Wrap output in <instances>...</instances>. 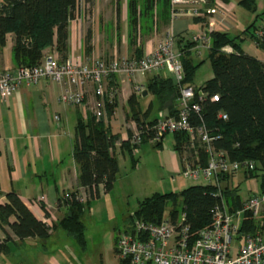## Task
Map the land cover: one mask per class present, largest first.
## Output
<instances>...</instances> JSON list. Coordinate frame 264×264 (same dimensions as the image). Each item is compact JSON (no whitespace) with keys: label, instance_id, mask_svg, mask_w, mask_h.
Returning a JSON list of instances; mask_svg holds the SVG:
<instances>
[{"label":"trees","instance_id":"1","mask_svg":"<svg viewBox=\"0 0 264 264\" xmlns=\"http://www.w3.org/2000/svg\"><path fill=\"white\" fill-rule=\"evenodd\" d=\"M93 2L94 0H0V48L5 46L7 36L11 34L12 60L16 67L38 64L48 48L54 49L61 59H65L68 55L69 22L80 16L84 5ZM170 2L171 0H125L126 36L128 46L133 49V56L129 58H141L144 55V42L159 32L161 25L168 24L171 18ZM122 5V0H115L114 29L117 42L121 38ZM239 5L249 12L256 11L255 0H241ZM193 19L197 22L203 21L200 17ZM253 27H255L254 23L243 32L249 33ZM257 29L256 27L253 29L250 37L256 47L264 51V38L260 40L256 37ZM209 36L211 44L206 50L205 59L209 61L213 74L202 86L194 89L196 97L199 91H202L206 93L207 99L201 105V115H191L192 121L199 123L201 122L199 118L202 119L209 131L217 136L213 141L214 147L226 151L231 160L255 161V168L245 171L244 174L247 178L259 176V189L262 191L264 190V62L243 52L240 47L243 38L240 35L231 37L227 33L213 30L209 32ZM183 37H178L177 42H183ZM90 39L91 30L86 35L88 52L92 48L88 45ZM194 45L191 36L187 37L182 45L180 59L184 76L181 85L192 86L195 73L204 62V59L194 61V57L199 56L193 50ZM225 46L232 47L233 52H223L222 48ZM159 73L163 72L159 71ZM145 91L154 95L159 108L167 107L170 114H175L179 86L169 74L159 77L155 75L147 84ZM211 95H218V100L211 101L209 99ZM128 101L132 105L135 101L134 94ZM133 104L132 117L139 125L147 120L145 117L152 110L153 104L150 103L142 114L143 119L139 116L140 111L136 110V102ZM115 105L116 103L107 106L106 119L113 114ZM220 113L226 114L227 119L219 118ZM90 115L86 124L79 121L77 142L72 150L78 168V184L88 191L89 199L77 202L65 200L62 195L60 200L67 205V211L58 222L50 226L37 219L17 193L10 191L5 195L7 202L0 205V228L3 231L7 227L18 240L26 238L45 240L55 229L60 228L74 240L80 250L86 249L85 225L81 218L90 201L99 196V185H103L105 192L113 188L118 172V163L114 156L115 142L119 140L117 134L109 132L104 119H96L92 113ZM174 134L175 150L181 155L187 135L184 132ZM144 136L149 138L150 134ZM124 146L129 152L131 151L128 141H121L120 147ZM111 149L113 152H110ZM201 160L205 162L204 155L201 156ZM133 161L135 165L137 159ZM231 176L233 175H224L219 180L227 181ZM237 189V187L222 189L226 204L231 210L241 207L243 202ZM77 190L69 193L73 195ZM216 193L217 185L211 183L190 185L178 192L154 193L138 203L133 215L145 222L159 223L167 213L175 217L180 212H184L190 232L196 235L211 223L213 209L219 202ZM40 206L45 211L44 205ZM45 215L48 216L47 211ZM12 216L15 217L14 221H10ZM131 221L128 215L124 230L131 231L129 227ZM255 228V222L248 213H245L239 232L252 233ZM120 264L127 262L120 260Z\"/></svg>","mask_w":264,"mask_h":264},{"label":"built area","instance_id":"2","mask_svg":"<svg viewBox=\"0 0 264 264\" xmlns=\"http://www.w3.org/2000/svg\"><path fill=\"white\" fill-rule=\"evenodd\" d=\"M216 13L225 14V11L210 6L209 0L170 2L172 19L178 16L207 19V31L191 36L195 43L193 50L197 55L210 48L209 32L216 30L219 23L214 17ZM255 35L260 40L264 38V25L256 30ZM222 51L231 53L233 49L225 46ZM159 71L169 74L178 83L176 112L135 124L125 140L131 148L136 149L145 134H150V139L159 141L166 134L184 132L187 140L182 148L186 155L180 174L183 178H203L208 183L217 185L215 196L219 197V202L213 209L210 225L196 235L190 232L184 212L175 217L167 213L159 223L137 219L131 212V231L123 230L116 236L115 250L118 258L127 264H264V190L256 189L242 202L241 207L231 210L218 186L220 177L239 170H253L256 163L250 159L231 160L226 151L214 147L213 141L217 136L209 131L202 119L199 118V123L192 121V114L201 115V105L207 95L199 91L196 97L192 86L181 85L183 65L180 53L174 50L172 34L167 32L155 48L147 50L138 59L127 56L101 59L70 54L61 59L57 54H47L36 65L19 66L0 72V100L5 101L21 85H35L47 78L62 85L58 97L61 102L81 106L85 104L87 86L91 85L93 100L86 104L96 119L106 120L107 106L116 103L120 92L117 84H108L109 79L121 75L143 76ZM135 90L141 92L142 88L137 86ZM209 99L217 101L218 95H211ZM218 117L227 119L224 113L218 114ZM202 155L205 156V162L201 160ZM63 198L84 202L89 199V193L86 189H78L73 195L67 191ZM34 202L39 203L40 199ZM245 213L256 224L252 233L239 232ZM45 223L51 226L47 219ZM237 236H241V240L236 254L231 255V245Z\"/></svg>","mask_w":264,"mask_h":264},{"label":"crops","instance_id":"3","mask_svg":"<svg viewBox=\"0 0 264 264\" xmlns=\"http://www.w3.org/2000/svg\"><path fill=\"white\" fill-rule=\"evenodd\" d=\"M239 1L241 0H209L213 7H218L225 11V14L216 13L214 15L217 22H219L216 30L227 33L231 37L239 35L242 37L247 33L243 31L252 23H254L256 28L264 25V0H255L256 11L253 13L239 5ZM256 15L258 16L256 17ZM83 18L84 9L79 17L69 22L68 54L101 59H111L115 56H133V49L128 46L127 42L126 28L121 31L120 41L117 42L114 29L115 23L111 25L107 24L108 27L111 26L113 28L108 37L99 39L97 38V33L96 35H94L95 32L91 33L88 45L92 48L88 52L86 49V35L91 29L85 27ZM259 19V24L256 25ZM206 20L204 18L203 21L197 22L187 16L170 18L168 24L165 26L161 25L160 31L144 42V53L147 50L155 48L167 32L174 36V50L181 53L182 45H184L187 37L207 31ZM255 27L251 28V32ZM251 32L248 33L249 36ZM180 36H184L183 42H177V38ZM106 38H108V44L104 45L101 50L100 40L104 41ZM12 45L13 37L9 34L5 46L0 48V72L16 68L12 60ZM256 48L261 52L260 57L246 52L241 47L244 53L264 62V51L258 47ZM121 51L125 52L124 55H119ZM47 54L58 55L54 49L49 48L44 51V56ZM197 58L199 57H194V61ZM155 75L157 77L167 76L164 72H152L143 76H114L108 81L109 85L117 84L120 89L118 104L115 106L113 114L105 120L109 132L119 136L114 151L117 163L116 154L118 152L122 154L127 152L130 156L132 167L137 166L138 159L134 153L144 143H150L157 148H162L163 138L159 141H154L148 137H144L141 144L136 149L131 148L130 152L125 146L120 147L121 141L126 139L132 132L135 124H137L131 112L134 102H136V110L140 111L139 116L142 119L144 118L142 114L148 109L150 103L153 104V107L148 116L145 117L147 120L171 113L167 107L159 108L154 100V95L151 93L146 92L144 96L141 94ZM137 86L142 88L141 92L135 90ZM192 87L194 89L199 88L193 85ZM61 90L62 85L43 78L35 85H21L5 101L0 100V205L7 202L6 193L14 191L37 219L43 222L47 219L51 225L58 222L67 211V205L61 202L60 197L67 191L75 189L83 191L84 189L78 184V168L72 150L77 142V125L79 121L81 120L86 124L91 117V112L86 103L93 100L91 85L87 86L85 104L81 106L61 102L58 99ZM132 94H134L135 101L131 105L128 99ZM119 105L120 107H118ZM55 116L58 118L56 119ZM116 119L120 121L122 128L113 127L114 120ZM171 135L173 138V153H171L167 162V173H170L168 178L169 184L175 183L177 178L180 183V170L182 169L183 158L186 155L184 150L181 155L175 150V134ZM134 159H137L135 165L133 163ZM179 185H182V183ZM255 189L259 190V187L251 189L252 193L255 192ZM98 190L99 196L101 191L102 193H107L104 191L103 185H99ZM180 190L168 192H178ZM168 192H153L152 194ZM149 196H145L144 198ZM144 198L138 200L137 205ZM246 198H241V200L244 201ZM39 199V203L34 202ZM92 201H90L87 211L91 209ZM41 204L44 205L48 216L45 215L44 209L40 206ZM14 220V216L10 217V221ZM4 230L0 228V258L1 255L9 254L18 256L16 249L22 246L24 242H40L41 240L38 238L18 240L7 227ZM34 250L36 254L38 251L46 254L47 251L43 246L35 247ZM31 255L28 257L24 255V258L28 259L29 264L43 261L42 256L44 255L38 254L36 257H31ZM61 258L66 259L63 255H61ZM51 262L52 264H61L60 260L55 257ZM70 262H72L71 259L67 264H70ZM0 263L2 262L0 261Z\"/></svg>","mask_w":264,"mask_h":264},{"label":"rangeland","instance_id":"4","mask_svg":"<svg viewBox=\"0 0 264 264\" xmlns=\"http://www.w3.org/2000/svg\"><path fill=\"white\" fill-rule=\"evenodd\" d=\"M122 1L121 31L126 28L125 0ZM114 3L115 0H94L92 4L83 6L84 25L86 28L91 29V33L95 32L94 35L97 33V38L99 39L108 37L110 31L112 32L113 28L111 26L108 27L107 24L115 23ZM209 5L211 6L210 2ZM259 21L260 19L257 20L256 25L259 24ZM242 38L240 41L242 49L260 57L261 52L255 47L256 45L248 33L243 35ZM97 43L99 44V42ZM107 44L108 38L104 41L100 40L101 50ZM120 53L119 55H124L125 52L121 51ZM206 55L207 51L202 50L198 56L199 58L196 59V61L204 59V62L195 73L192 83L195 87L202 86L213 74L209 61L205 59ZM118 99L119 96L117 97L116 105L118 104ZM113 127L122 128L118 119L114 120ZM172 144L173 138L171 134H166L163 137L162 148H157L150 143H144L134 153L138 159L135 167H132L131 159L127 152L123 154L118 152L116 154L119 169L112 190L107 193H102L101 191L100 196L94 198L91 202V209L89 211L86 210L81 218L85 225L87 240V247L84 251L80 250L74 240L64 230L58 228L48 239L40 240V242H24L22 246L16 249L18 256L13 254L1 255L0 261L2 263L0 264H29L28 259H25L24 255L28 257L31 254V257H36L38 254L44 255L42 256L43 261H37L38 263L36 264H52L51 260L54 257L59 259L61 264H67L70 259L72 260L70 264H120V259L115 252V238L120 231L125 229L127 217L137 207L138 200L149 196L153 192L175 191L190 185L208 183L203 178L197 180L183 179L180 175V183L177 178L175 183L169 184L170 173H167V162L171 153H173ZM181 183L182 185H179ZM259 184V176L247 178L242 170L234 173L228 181L218 182L220 189L237 187L238 195L241 198H246L252 193L251 189L259 187ZM240 240L241 236H237L233 240L231 255L236 254ZM40 246L47 250L46 254L39 251L36 254L34 248ZM42 251L44 250L42 249ZM61 255L66 259H62Z\"/></svg>","mask_w":264,"mask_h":264},{"label":"water","instance_id":"5","mask_svg":"<svg viewBox=\"0 0 264 264\" xmlns=\"http://www.w3.org/2000/svg\"><path fill=\"white\" fill-rule=\"evenodd\" d=\"M142 94H143V96H144V95H146V91H145V90H143V91H142Z\"/></svg>","mask_w":264,"mask_h":264}]
</instances>
